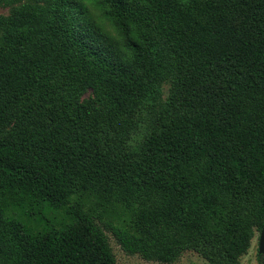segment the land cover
Listing matches in <instances>:
<instances>
[{
  "label": "trees",
  "instance_id": "trees-1",
  "mask_svg": "<svg viewBox=\"0 0 264 264\" xmlns=\"http://www.w3.org/2000/svg\"><path fill=\"white\" fill-rule=\"evenodd\" d=\"M0 5V264H118L107 231L238 264L264 225V0Z\"/></svg>",
  "mask_w": 264,
  "mask_h": 264
},
{
  "label": "rangeland",
  "instance_id": "rangeland-1",
  "mask_svg": "<svg viewBox=\"0 0 264 264\" xmlns=\"http://www.w3.org/2000/svg\"><path fill=\"white\" fill-rule=\"evenodd\" d=\"M24 1H41V0H24ZM11 6L0 5V15H7L10 12ZM96 19L98 17L96 16ZM107 30H111V26L108 22H103ZM113 32V31H112ZM87 92L84 96H87ZM162 100L165 101L170 95V82H165L161 86ZM110 245L115 254L118 264H208V262L197 252L193 250L185 251L176 261L172 263H162L154 260H146L137 253L126 252L121 244L116 240L111 231H107ZM260 231H256L252 239V244L248 251L243 254L238 264H264V259L259 256L258 243H259Z\"/></svg>",
  "mask_w": 264,
  "mask_h": 264
},
{
  "label": "water",
  "instance_id": "water-1",
  "mask_svg": "<svg viewBox=\"0 0 264 264\" xmlns=\"http://www.w3.org/2000/svg\"><path fill=\"white\" fill-rule=\"evenodd\" d=\"M258 252L264 253V225L260 231L259 243H258Z\"/></svg>",
  "mask_w": 264,
  "mask_h": 264
}]
</instances>
